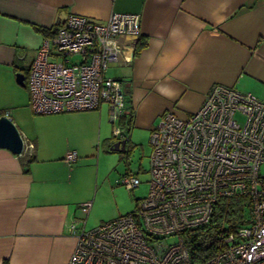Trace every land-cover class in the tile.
I'll return each mask as SVG.
<instances>
[{
  "label": "crops",
  "instance_id": "obj_1",
  "mask_svg": "<svg viewBox=\"0 0 264 264\" xmlns=\"http://www.w3.org/2000/svg\"><path fill=\"white\" fill-rule=\"evenodd\" d=\"M111 12L140 15L142 45L128 63L109 65L118 76H108L122 80L119 123L128 130L151 131L167 111L187 117L214 83L264 100V0H0V115L15 123L24 144L19 154L0 146V264H66L77 234L100 223L86 224L93 156L120 136L112 134L108 105L35 114L22 63L33 59L40 28L71 13L102 22ZM70 149L77 158L67 163Z\"/></svg>",
  "mask_w": 264,
  "mask_h": 264
},
{
  "label": "built area",
  "instance_id": "obj_2",
  "mask_svg": "<svg viewBox=\"0 0 264 264\" xmlns=\"http://www.w3.org/2000/svg\"><path fill=\"white\" fill-rule=\"evenodd\" d=\"M139 23V13L111 12L102 22L71 13L48 28L27 71L32 112L106 103L112 134H122L115 124L124 114L122 80L107 69L131 60ZM149 142L146 196L131 211L82 229L66 264H264V100L214 83L187 117L165 112ZM76 158L70 149L63 159ZM121 181L130 190L140 183L132 174ZM235 196L249 202L247 224L224 233L216 251L194 261L186 234L209 222L219 199Z\"/></svg>",
  "mask_w": 264,
  "mask_h": 264
},
{
  "label": "rangeland",
  "instance_id": "obj_3",
  "mask_svg": "<svg viewBox=\"0 0 264 264\" xmlns=\"http://www.w3.org/2000/svg\"><path fill=\"white\" fill-rule=\"evenodd\" d=\"M78 60V56H73ZM31 58H25L23 68L28 70ZM118 76L115 67L107 69V75ZM125 94V92H124ZM103 107L102 112H105ZM111 122L108 120L109 133ZM123 131L120 135L129 136L126 146L121 150H111V141L107 146L99 147L93 156L96 167V183L93 185L89 199L92 205L87 216V227L94 226L101 221H107L123 215L133 209L135 201L146 196L149 179L150 129L139 125L128 130L126 123L115 122ZM156 122L154 123V126ZM136 176L140 183L128 190L122 184V178L128 175ZM247 224V222L245 223Z\"/></svg>",
  "mask_w": 264,
  "mask_h": 264
},
{
  "label": "trees",
  "instance_id": "obj_4",
  "mask_svg": "<svg viewBox=\"0 0 264 264\" xmlns=\"http://www.w3.org/2000/svg\"><path fill=\"white\" fill-rule=\"evenodd\" d=\"M43 35L49 29H39ZM142 45L139 39L134 50ZM129 124V123H128ZM249 202L243 196L219 199L209 222L199 226L186 234L191 257L194 261L206 258L219 247V238L226 232L245 223L248 218Z\"/></svg>",
  "mask_w": 264,
  "mask_h": 264
},
{
  "label": "water",
  "instance_id": "obj_5",
  "mask_svg": "<svg viewBox=\"0 0 264 264\" xmlns=\"http://www.w3.org/2000/svg\"><path fill=\"white\" fill-rule=\"evenodd\" d=\"M24 74L22 72L17 73L18 82L22 83ZM121 135V134H120ZM129 136H119L118 138L111 141V150L124 149L125 143ZM0 146H5L14 153H21L24 144L22 136L15 125V123L7 116L6 113L0 115Z\"/></svg>",
  "mask_w": 264,
  "mask_h": 264
},
{
  "label": "flooded vegetation",
  "instance_id": "obj_6",
  "mask_svg": "<svg viewBox=\"0 0 264 264\" xmlns=\"http://www.w3.org/2000/svg\"><path fill=\"white\" fill-rule=\"evenodd\" d=\"M125 146H126V143H125Z\"/></svg>",
  "mask_w": 264,
  "mask_h": 264
}]
</instances>
